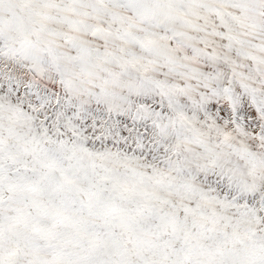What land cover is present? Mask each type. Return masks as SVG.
<instances>
[{"label":"snow or ice","instance_id":"obj_1","mask_svg":"<svg viewBox=\"0 0 264 264\" xmlns=\"http://www.w3.org/2000/svg\"><path fill=\"white\" fill-rule=\"evenodd\" d=\"M0 264H264V0H0Z\"/></svg>","mask_w":264,"mask_h":264}]
</instances>
